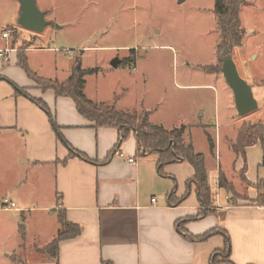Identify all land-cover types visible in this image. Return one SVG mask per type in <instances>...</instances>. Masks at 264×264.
<instances>
[{"label":"crops","instance_id":"crops-1","mask_svg":"<svg viewBox=\"0 0 264 264\" xmlns=\"http://www.w3.org/2000/svg\"><path fill=\"white\" fill-rule=\"evenodd\" d=\"M13 21L8 19L3 23L0 21V24L10 29V26H14L11 24ZM3 40L0 36V50L11 48L10 40ZM16 51L7 53V59L0 54V183L9 189L0 197L11 193L12 199L9 200L16 203L15 208L0 207V211L26 213L39 209L51 211V215L58 214V217L65 211L68 221L81 229L78 236L59 242L57 260L47 255L44 258L49 260L48 263L38 261L34 264H102L104 261L114 264H210L213 253L225 246L223 237L217 234L205 241H190L184 239L177 228L178 221L200 214L195 186L180 204H172L169 198L172 193L177 197L185 195L187 180L195 174L194 167L186 160L174 161L165 165V174H161L159 155L139 152L135 131L120 143L117 128H95L94 123L79 112L71 97H58L52 89L42 90L19 65ZM42 51L55 54L47 72L45 65L34 66L31 60L32 54ZM57 51H61V54ZM85 52L84 48L66 50L31 44L26 54L32 70L40 77L53 80H67L76 61H80L84 69L98 68L97 73L86 76L84 92L89 99L98 103H115L120 111H146L151 122L166 129L186 126L184 136L193 142L196 151L205 155L209 152L205 165L214 197L211 209L216 215L188 220L184 228L194 235H202L222 227L231 235L233 227L228 225L229 219L243 212L242 217L246 220L241 221V226L247 232V242L252 239L254 243L252 252L255 259L249 260L264 264V205H259L257 201L260 192L257 185L264 179V174H258L264 157L261 143L247 146L244 157L233 150L238 132L236 139L227 137L228 148L234 152L231 154L232 172L229 177L220 161V129H215V134L211 133L213 126L218 128L217 123H204L202 113L198 116L196 113L194 118L185 119L180 124H167L159 114V106L146 102L145 96L131 98L126 84L105 90L100 85L101 79L97 80L102 68L85 66ZM41 71L43 73L40 75ZM91 80L95 83L92 90ZM207 86L214 88L219 96L216 85ZM231 91L235 103L233 89ZM35 99L44 101L48 109L42 108ZM245 123L259 124L245 120L242 125ZM199 127L207 138L204 148H198L192 136L191 129ZM207 133L215 140V153L217 151L218 156L209 150ZM74 151L76 153L72 154ZM257 151L260 152V162L253 167L248 163V157L250 153L258 155ZM120 152H124L127 158H135L136 162L130 163L127 158L119 157ZM78 153L85 154L89 159H83ZM208 156H216V160L219 158L215 172L207 160ZM220 172L234 184L235 193L220 186ZM243 173L250 183L245 185L244 192L242 182H246L242 180ZM231 179H237L241 187H237ZM246 193L248 199L240 197ZM43 195L48 197L46 207L33 206L35 198ZM154 198L157 200L153 202ZM206 220L208 225L199 226ZM16 223H20V220ZM60 229L61 225L47 244L55 239ZM24 240L20 233L14 252L26 244ZM232 243V262L242 264L236 257L237 242L234 236Z\"/></svg>","mask_w":264,"mask_h":264},{"label":"rangeland","instance_id":"rangeland-1","mask_svg":"<svg viewBox=\"0 0 264 264\" xmlns=\"http://www.w3.org/2000/svg\"><path fill=\"white\" fill-rule=\"evenodd\" d=\"M37 1L50 21L41 33L20 25L19 0H0L1 23L13 19L14 23L11 24L16 26L18 32L10 39V47L15 48L17 53L22 45L30 43L38 47L51 46L66 50L84 48V65L102 68L97 80L101 79L100 85L105 90L126 84L131 98L145 96L146 102L159 106V114L167 124H180L185 119L194 118L196 113L197 116L202 113L201 120L204 123L218 124V128L213 126L211 133L215 134V129H220L222 142L218 148L219 154L221 152L219 157L223 171L230 175L231 154L234 152L228 148L227 137L236 139L238 128L245 120L264 124V0H242L240 19L247 33L242 47L232 48L238 70L252 85L259 103L257 110L245 116L239 115L232 88H229L221 73L220 32L213 11L215 0ZM1 29L0 24V36ZM57 53L61 54V51ZM53 55L42 51L32 54L31 60L34 66L45 65L47 72L54 61ZM116 56L120 57L122 63L114 68L111 60ZM126 59L130 61L125 63ZM218 64L219 69L216 67ZM204 65H207L206 68L202 67ZM39 73L41 75L43 72ZM94 84L91 80V90ZM207 85H216L219 96L214 88ZM191 130L197 147L204 148L207 145L204 130L200 127ZM257 153H250L248 157V163L253 167L260 162V152ZM215 154L218 156L217 151ZM216 156L207 158L214 172L215 165L220 163ZM258 174H264V164L259 167ZM231 180L241 187L237 179ZM1 184L0 195L9 190ZM242 185L244 192L246 183L242 182ZM11 197V193L1 196L0 207L4 208V198L9 200ZM240 197L249 198L247 193ZM47 198L45 195L35 198L32 205L44 208ZM243 215V212L232 215L228 225L234 228L230 232L237 242L236 257L242 264H255L254 260H249L255 259L252 252L254 243L252 239L246 240L247 232L241 226V221L246 220ZM18 220L25 226L26 244L14 252L17 239L20 238ZM208 224L206 220L199 226ZM60 225L58 214L51 215L48 210L37 209L26 213L0 211V264H15L11 258L18 251L27 264L38 261L48 263L49 260L44 258L48 254L40 249L49 242Z\"/></svg>","mask_w":264,"mask_h":264},{"label":"trees","instance_id":"trees-1","mask_svg":"<svg viewBox=\"0 0 264 264\" xmlns=\"http://www.w3.org/2000/svg\"><path fill=\"white\" fill-rule=\"evenodd\" d=\"M242 0H215L213 11L216 19V24L220 32L219 48L221 52L225 49H232L234 47H242L243 39L247 33L245 26L242 25L240 19V9ZM12 37L17 35L15 27H10ZM30 44L22 45L18 51V63L23 68L25 73L32 78L42 90L52 89L56 95L69 96L76 104L79 112L89 121L94 123L95 128L101 127H115L119 131L120 143L128 139L129 134L135 131L138 139L139 152L144 155L158 154V167L161 174L164 173V166L174 161H188L195 169L193 177L187 180L188 188L184 196L177 197L175 193L170 195V202L172 204H180L185 200V197L191 193L192 187L195 186L196 194L199 198L201 207L200 214L197 216H189L186 219L177 222V228L182 234L184 239L190 241H205L209 238L220 234L225 246L223 249L215 251L210 258V264H235L232 262V248L233 243L230 233L222 228L217 227L209 230L202 235H194L189 230L184 228V224L188 220L201 219L204 216L216 215L212 208L214 197L212 188L209 181L208 169L205 165L206 155L203 152L196 151L194 144L191 140H187L185 134L186 126L174 129H166L162 125L155 124L150 121L148 112H130L118 110L115 103H98L89 99L84 92L86 84V76L89 74L97 73L98 68L84 69L80 61H76V65L65 81L53 80L46 77H40L28 63L27 49ZM12 47V46H11ZM13 48V47H12ZM130 60H124L126 63ZM221 61V58H220ZM219 69L220 65H216ZM208 69V67H207ZM1 77V76H0ZM35 101L44 109H48L46 103L42 100L35 99ZM238 138L233 143V150L237 153L246 156V147L254 145L258 142L261 143L264 149V124H249L245 123L238 130ZM208 142L209 150L215 155V140L209 133ZM76 153L74 151L72 154ZM80 156L88 160L89 158L83 154L78 153ZM264 164V157L263 162ZM242 180L246 184H250L242 174ZM220 186L224 187L228 192L235 193L234 184L227 180L225 174L220 172L219 180ZM264 180H260L257 187L259 189V198L257 199L259 205H264ZM263 189V190H262ZM262 191V192H261ZM61 222V229L55 239L44 247L43 252L50 255L51 258L57 260L59 257V242L64 238L75 237L81 233L80 226L75 225L68 221L65 211L59 215ZM25 226L20 225V233L25 237ZM23 245H21L22 247ZM22 249V248H21ZM20 251L17 252L11 259L15 264H27ZM102 264H114L112 261H104Z\"/></svg>","mask_w":264,"mask_h":264},{"label":"water","instance_id":"water-1","mask_svg":"<svg viewBox=\"0 0 264 264\" xmlns=\"http://www.w3.org/2000/svg\"><path fill=\"white\" fill-rule=\"evenodd\" d=\"M19 1L21 2L19 13L20 25L25 29L27 28L33 32L41 33V31L50 24L46 12L39 8L37 0ZM220 57L222 62L221 73H223L227 84L233 89L234 100L239 115L245 116L257 110L259 103H257L254 96V89L252 85L241 76L236 61L232 56V49H225ZM111 61V65L117 68L122 60H120L119 57H115Z\"/></svg>","mask_w":264,"mask_h":264},{"label":"built area","instance_id":"built-area-1","mask_svg":"<svg viewBox=\"0 0 264 264\" xmlns=\"http://www.w3.org/2000/svg\"><path fill=\"white\" fill-rule=\"evenodd\" d=\"M1 33H2V38L4 39V40H10L11 39V36H12V32H11V30L8 28V27H2V29H1ZM12 50H16L15 48H5V49H2V50H0V54L2 55V56H4L5 57V59H7V53H9V52H11ZM119 157H125V158H127V156H126V154L124 153V152H120L119 153ZM127 160L130 162V163H135L136 162V160H135V158H133V157H129V158H127ZM157 199L156 198H154L153 199V202L154 201H156ZM3 206L5 207V208H7V209H9V208H11V209H13V208H15V206H16V203H14V202H11L10 200H8L7 198H4L3 199Z\"/></svg>","mask_w":264,"mask_h":264}]
</instances>
